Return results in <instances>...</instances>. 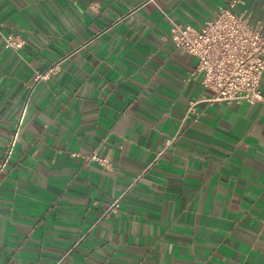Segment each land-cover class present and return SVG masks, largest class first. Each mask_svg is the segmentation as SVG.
<instances>
[{
  "label": "crops",
  "instance_id": "0c3cea01",
  "mask_svg": "<svg viewBox=\"0 0 264 264\" xmlns=\"http://www.w3.org/2000/svg\"><path fill=\"white\" fill-rule=\"evenodd\" d=\"M228 1L0 0V264H264V103L166 40Z\"/></svg>",
  "mask_w": 264,
  "mask_h": 264
},
{
  "label": "built area",
  "instance_id": "2783aa9c",
  "mask_svg": "<svg viewBox=\"0 0 264 264\" xmlns=\"http://www.w3.org/2000/svg\"><path fill=\"white\" fill-rule=\"evenodd\" d=\"M241 5V0H229L199 28L181 26L166 17L170 25L166 40L197 59L195 72L201 76V86L211 94L206 99L208 103H264V94L260 89L264 72V26L252 22L251 14L246 10L235 11ZM3 44L5 48L17 50L23 47L24 40L9 34L3 38ZM52 69L37 75L35 82L46 80ZM194 105L191 103L188 111H193ZM13 144L14 138L6 146L0 171ZM81 157L86 164L96 162L104 168L110 166L107 158L96 153ZM118 201L111 205L108 212L118 207Z\"/></svg>",
  "mask_w": 264,
  "mask_h": 264
}]
</instances>
